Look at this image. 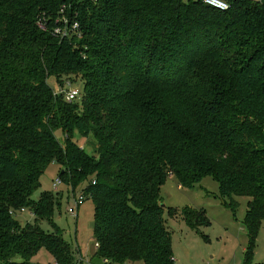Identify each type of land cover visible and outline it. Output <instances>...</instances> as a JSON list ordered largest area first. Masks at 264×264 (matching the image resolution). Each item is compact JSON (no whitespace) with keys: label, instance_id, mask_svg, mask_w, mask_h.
Instances as JSON below:
<instances>
[{"label":"trees","instance_id":"obj_1","mask_svg":"<svg viewBox=\"0 0 264 264\" xmlns=\"http://www.w3.org/2000/svg\"><path fill=\"white\" fill-rule=\"evenodd\" d=\"M224 1L0 0V264H34L40 249L80 264L53 220L59 192L33 198L50 164L93 201L90 263L175 264L163 214L176 211L160 195L173 175L184 188L212 177L234 212L246 197L242 264H262L264 0ZM62 18L78 33L54 37ZM50 78L80 95L66 101ZM182 217L209 224L202 210Z\"/></svg>","mask_w":264,"mask_h":264},{"label":"rangeland","instance_id":"obj_2","mask_svg":"<svg viewBox=\"0 0 264 264\" xmlns=\"http://www.w3.org/2000/svg\"><path fill=\"white\" fill-rule=\"evenodd\" d=\"M48 84L53 89L57 88V83L53 78L48 80ZM74 84V87H81L79 82ZM57 135L60 139L62 138L59 133ZM77 141L81 146H85L84 138H77ZM85 147L87 151H91L89 146ZM57 176V165L50 164L41 175L40 186L33 193V198L37 199L44 191L59 192L60 205L55 208L53 214L55 224L61 229L65 240L73 246L74 251L77 249L79 252V255L77 251L75 254L80 264H97L95 260L89 262L90 257L94 255L93 201L87 198L79 207L77 215H70L67 208L72 205V199L70 194H67V187L62 183L57 191L52 189V182ZM160 195L162 203L166 207H173L176 211L173 216H168L166 210L163 214L165 225L171 236L175 264L243 263L244 252L248 245L247 232L243 224L246 197H235L238 206L234 212L224 205L219 196L218 183L212 177L206 176L193 187L184 188L178 185L173 175L168 176L161 186ZM185 208L202 210L209 224L199 223L195 226L192 222L188 226L182 217ZM16 218L25 224L31 220V215L28 210H25L17 213ZM41 226L50 230L47 222H43ZM252 261L264 264V221L260 225L254 242ZM32 262L34 264H55L53 257L45 249H40ZM128 264H143V262H128Z\"/></svg>","mask_w":264,"mask_h":264},{"label":"built area","instance_id":"obj_3","mask_svg":"<svg viewBox=\"0 0 264 264\" xmlns=\"http://www.w3.org/2000/svg\"><path fill=\"white\" fill-rule=\"evenodd\" d=\"M254 2H259L260 0H252ZM204 3L221 11L227 10L228 6L225 2L221 0H204ZM60 13H63L61 10ZM60 24L53 28L52 34L54 37L64 38L68 35V32L78 33L79 26L77 22H68L66 18H62L58 20L56 24ZM37 27L41 31H46V24L44 19H39L37 21ZM80 88L74 87L71 82L65 81L63 84L57 83V88H54V94H61L64 99L68 102L75 100L80 95ZM62 184V179L57 176L52 182V189L57 191L58 187ZM70 197L72 199V205L67 208V212L70 215H77L79 207L83 204V202L87 199V195L83 192V190H78V192H71Z\"/></svg>","mask_w":264,"mask_h":264},{"label":"water","instance_id":"obj_4","mask_svg":"<svg viewBox=\"0 0 264 264\" xmlns=\"http://www.w3.org/2000/svg\"><path fill=\"white\" fill-rule=\"evenodd\" d=\"M90 143H92L94 145V143L92 141H89ZM162 207H165V205L163 203H161Z\"/></svg>","mask_w":264,"mask_h":264},{"label":"crops","instance_id":"obj_5","mask_svg":"<svg viewBox=\"0 0 264 264\" xmlns=\"http://www.w3.org/2000/svg\"><path fill=\"white\" fill-rule=\"evenodd\" d=\"M30 221H32V217H31V220ZM94 249V248H93ZM90 252V251H89Z\"/></svg>","mask_w":264,"mask_h":264}]
</instances>
